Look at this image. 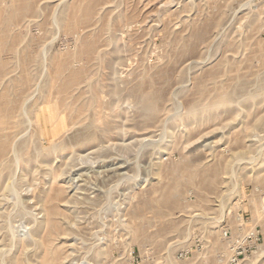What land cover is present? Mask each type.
<instances>
[{
    "label": "rangeland",
    "instance_id": "1",
    "mask_svg": "<svg viewBox=\"0 0 264 264\" xmlns=\"http://www.w3.org/2000/svg\"><path fill=\"white\" fill-rule=\"evenodd\" d=\"M89 1L92 18L70 26L72 7ZM18 4L0 0V101L9 106L0 111L20 105L0 128L10 142L0 264H264V0ZM82 42L94 47L87 57ZM61 61L68 68L52 84ZM144 93L154 95L153 115ZM52 94L68 100L59 117L71 115L60 135L41 139L39 110ZM187 169L214 185L188 183ZM235 242L247 248L238 263Z\"/></svg>",
    "mask_w": 264,
    "mask_h": 264
},
{
    "label": "bare ground",
    "instance_id": "2",
    "mask_svg": "<svg viewBox=\"0 0 264 264\" xmlns=\"http://www.w3.org/2000/svg\"><path fill=\"white\" fill-rule=\"evenodd\" d=\"M86 1V0H85ZM20 2L23 4V2L25 3V0L22 2L21 0H20ZM28 2V1H27ZM83 2H84V0H83ZM93 2V1H92ZM91 1H89L88 3H89V5L88 6H85L83 9H81V7L80 6H83V5H81L80 4V6H79V3L78 4H76V5H74L73 7H72V12L70 13L69 12V16L68 17H70V14H71V16L72 17H70V19L72 20H70L69 19V22H71V25L70 26H73L74 27V25H76V24H78V23H80V22H84V23H86V22H88V17H89V15H90V18H92V15H93V13L92 12H94V11H91L92 10V8H95L96 6H93L92 7V4H94V2L92 3ZM81 3V2H80ZM22 4H18L19 5V7L22 5ZM28 4V3H27ZM87 4V3H86ZM18 5H17V7H18ZM23 6V5H22ZM21 6V7H22ZM18 7V10L20 11V10H23V9H21V7L19 8ZM24 7V6H23ZM17 10V12L19 13V15L21 16V15H23L22 13L20 14V12ZM24 11V10H23ZM22 12V11H21ZM15 13H16V11H15ZM13 15V14H12ZM11 18V17H10ZM16 18V17H15ZM69 22L67 23L68 24V26H66V27H69ZM105 23V22H104ZM77 26V25H76ZM76 26H75V28H76ZM103 27H105V26H103ZM65 28V27H64ZM6 29H7V27H6ZM66 30L67 29H69V28H65ZM65 30V31H66ZM72 30H74V29H72ZM76 31H77V29H76ZM9 32V31H8ZM7 32V33H8ZM73 31H70V33H72ZM75 32V31H74ZM73 32V33H74ZM4 33V32H3ZM69 33V32H68ZM69 33V34H70ZM72 33V34H73ZM67 34V33H66ZM77 34V32H75V34H73V35H76ZM1 35V34H0ZM6 35V34H5ZM8 35V34H7ZM9 38V37H8ZM1 39H3V38H1ZM4 39H5V37H4ZM3 39V40H4ZM84 39V38H83ZM87 39V38H86ZM2 40V41H3ZM2 41H0L1 43H2ZM6 41V40H5ZM13 41V40H12ZM15 41V40H14ZM17 42V41H16ZM84 42H85V40H84ZM84 42H82L83 43V45H84ZM86 43V42H85ZM89 45H90V43H88ZM87 44V45H88ZM92 44H93V42H92ZM1 45H3V43L1 44ZM1 45H0V47H1ZM12 45V47H13V45L14 44H11ZM16 45V44H15ZM82 45V44H81ZM79 46V45H78ZM11 47V48H12ZM80 47V46H79ZM84 47H86V45H84V46H82V51H81V49H78L79 51H81V55H83V56H86L87 57V55H89L90 53H91V49L90 48H92V46H88V47H86V48H84ZM3 48H5V47H3ZM3 48H1L0 50L2 51V53H3ZM9 48H10V46H9ZM10 48V49H11ZM14 48H16V46L14 47ZM94 48V47H93ZM92 48V49H93ZM9 49H7V51H8ZM12 50V49H11ZM78 50H77V52H78ZM93 52V51H92ZM96 52V51H95ZM95 52H94V54H95ZM68 54V53H67ZM1 55V54H0ZM62 55H64V54H62ZM77 55H78V53H77ZM76 55V58H78V56H81L80 54L77 56ZM65 56H66V54H65ZM68 56H70L69 54H68ZM68 56H67V58H68ZM59 57H62V56H60L59 55ZM72 57V56H71ZM71 57L69 58V59H71ZM74 57V56H73ZM85 57V58H86ZM5 58V57H4ZM65 58V57H64ZM80 58V57H79ZM82 58V57H81ZM84 58V57H83ZM92 58V57H91ZM25 59V58H24ZM54 59H56V58H54ZM61 59V58H60ZM60 59H58L57 58V61L58 60H60ZM69 59H67V60H69ZM65 61H66V59H64ZM64 60H62V61H64ZM74 60V59H73ZM81 60V59H80ZM79 59L77 60L78 61V63L79 62H81ZM91 60V59H90ZM89 60V61H90ZM1 61V60H0ZM53 61V60H52ZM57 62V64H55V66H56V68H55V66H53L55 69L53 70V72H52V76H53V82L54 83H52V84H56V79H59L60 78V76L59 75H61L62 74V70L64 69V67H65V62ZM76 61V62H77ZM83 61H88L87 59L85 60H83ZM92 61V60H91ZM3 63L4 62H6L5 60L4 61H2ZM1 62V63H2ZM55 62V61H54ZM53 62V63H54ZM70 61H68V63H69ZM1 63H0V65H1ZM23 63H25V62H23ZM52 63V65H54ZM67 63V62H66ZM83 62H81V64H82ZM5 64V63H4ZM4 64H2V66H4ZM26 64V63H25ZM67 65V64H66ZM71 64H69V66H70ZM83 65V64H82ZM84 65H86L85 63H84ZM84 65H83V68H84ZM6 66V65H5ZM67 68H68V66H66ZM65 67V68H66ZM80 67H82L81 65H80ZM80 67H78L77 66V68L76 69H78L79 68V70H80ZM63 68V69H62ZM66 68V69H67ZM71 69V68H70ZM0 70H1V68H0ZM4 70V69H3ZM84 70V69H83ZM55 71V72H54ZM74 71V70H73ZM76 71V70H75ZM82 71V70H81ZM80 71V72H81ZM60 72H61V74H60ZM71 72V71H70ZM83 72V71H82ZM82 72H81V75H82ZM72 73V72H71ZM0 74H3L2 73V70L0 71ZM24 75H25V73H23ZM23 74H22V78L21 79H23V78H25V76H23ZM69 75H71L70 73H68ZM79 75V72H78V70H77V73L75 72V74H73L72 76H67V78L69 77V79H66V77H65V79H63L62 78V80H64L62 83H61V85H59V87H58V93L59 94H63V92H64V90H68L69 88L71 89V86L72 85H74V83L75 82H77V79L78 78H76L77 76ZM80 75V76H81ZM0 76H2V75H0ZM28 77V76H27ZM59 77V78H58ZM52 78V77H51ZM75 78H76V81H75ZM26 80L27 81H29V79H27L26 78ZM51 80V81H52ZM50 81V82H51ZM60 81H61V79H60ZM75 81V82H74ZM26 82V81H25ZM24 81H22V83L24 84L25 83ZM29 83V82H28ZM20 84V83H19ZM19 84H16V86L17 85H19ZM51 84V83H50ZM27 85V84H26ZM58 85V84H57ZM20 86V85H19ZM18 86V87H19ZM75 86V85H74ZM23 87V86H22ZM52 89H53V87H52V85L50 86ZM50 88V89H51ZM20 89V88H19ZM55 90V89H54ZM63 90V91H62ZM51 92V91H50ZM138 92V91H137ZM4 93V92H3ZM53 93V92H52ZM55 93V92H54ZM58 93H56V95H58ZM71 93V92H70ZM156 93V92H155ZM4 94H6V93H4ZM3 94V95H4ZM64 94H65V92H64ZM145 94V93H144ZM21 95V94H20ZM53 95V94H52ZM56 95H53V96H56ZM152 95V94H151ZM2 95H0V97H1ZM5 96V95H4ZM8 96V95H7ZM7 96H5V97H7ZM50 95H48V97H49ZM68 97H69V95H67ZM71 96V95H70ZM153 96L154 95H152V96H150V95H143L142 96V98H141V103H142V105H143V107H144V109H146L147 110V112L150 114V115H153L154 113H155V111H156V105H155V100L153 99ZM4 97V98H5ZM9 97V96H8ZM7 97V98H8ZM47 97V96H46ZM3 98V99H4ZM11 98V97H10ZM49 98H51V97H49ZM49 98L47 99V101L49 100ZM53 98V100L55 99L54 97H52ZM56 98L57 99H55L56 100V102H55V100H54V102L53 103H44L45 101H43V103L44 104H42V105H46L44 108H42L41 110H39L40 111V115H39V117H38V122H37V125H39V131H38V134H39V132H40V138L42 139L43 138V135H46V134H48V132H51L50 133V135L52 134V135H56V133H58V129H59V133H60V129L64 126V123H66L67 122V120H69V119H66L65 118V116L67 115H69L70 114V111L66 114V111H68V110H66L65 109V113L64 114H66V115H64L63 113V115H64V117H63V115H62V117H59V114H58V112H60L59 111V109L60 108H63L62 106H64V105H62V106H60V108H58L59 107V104H61L63 101H68V100H66L65 98V100L63 99V97H61V95H60V97L58 96H56ZM155 98H157V97H155ZM6 99V98H5ZM9 99V98H8ZM20 99V98H19ZM68 99V98H67ZM7 100V99H6ZM15 100H18V98L17 99H15ZM21 100V99H20ZM51 100V99H50ZM52 100V101H53ZM2 101H4L5 102V100H2ZM2 101H0V103H1V105H2V108H3V106H5L4 108H6V106L7 107H9L8 106V103H5L4 105L2 104ZM11 101H12V99H11ZM59 101V102H58ZM75 101V100H74ZM6 102H8V101H6ZM16 102V101H15ZM76 102V101H75ZM157 102V101H156ZM17 103V102H16ZM19 103V102H18ZM20 103H21V101H20ZM11 104V103H10ZM9 104V105H10ZM62 104H64V103H62ZM15 105V104H14ZM16 105H19V104H16ZM15 105V107L13 106V104H12V112H13V114H14V112L16 111V110H13V109H15L16 107H17V111H16V113H18V106H16ZM20 106V105H19ZM68 106V105H67ZM142 107V108H143ZM40 109V108H39ZM82 109V108H81ZM81 109H79V110H81ZM0 110H4V109H1V107H0ZM6 110V109H5ZM10 110V109H9ZM61 110V109H60ZM63 110V109H62ZM79 110H77L78 112H79ZM81 111H83V110H81ZM80 111V112H81ZM145 111V110H144ZM1 112V111H0ZM7 111H5V113H3V112H1V113H3V115H1V119H0V128L2 127V125H4L5 123H8V121H13L12 119L14 118L15 119V115L14 116H12V112H7ZM15 113V114H16ZM38 114V113H37ZM78 114H80V113H77V115ZM36 115V114H35ZM71 115V114H70ZM38 116V115H37ZM10 117H12V119H10ZM69 117V116H68ZM67 117V118H68ZM37 118V117H36ZM35 118V119H36ZM66 119V120H64V119ZM70 118V117H69ZM75 118V117H74ZM71 119H72V117H71ZM74 120V119H73ZM37 121V120H36ZM65 121V122H64ZM9 122V123H10ZM9 123L8 124H6V127H8V125H9ZM68 123H70V122H68ZM71 123H72V121H71ZM11 124L13 125V122H11ZM10 124V125H11ZM15 124V123H14ZM10 125H9V127H10ZM68 125V124H67ZM8 127V128H9ZM68 126H65L64 128L66 129ZM2 129H4V128H2ZM5 129H7V128H5ZM37 129H38V126H37ZM35 130H36V128H35ZM51 130V131H50ZM62 130H64V129H62ZM1 131V130H0ZM2 132H4L3 130H2ZM2 132H0V161L2 162V160L4 159V158H7L6 156H8L6 153H8L7 151H8V149H9V147H8V144L10 143H7L6 141H5V139L3 140L1 137V134H2ZM36 132H37V130H36ZM56 132V133H55ZM62 132V131H61ZM54 133V134H53ZM58 133V134H59ZM57 134V136H59ZM2 135H4V134H2ZM7 137H8V134L6 133L5 134ZM4 135V136H5ZM57 136L55 137L56 139H57ZM38 137V136H37ZM52 137V136H51ZM6 138V137H5ZM9 138V137H8ZM55 138H53V140L55 139ZM52 139V138H51ZM56 139L54 140V141H56ZM52 140V141H53ZM8 141V140H7ZM41 142V141H40ZM44 141L42 140V142L41 143H43ZM57 142V141H56ZM54 144H55V142H54ZM10 145V144H9ZM42 146H43V144H42ZM49 147V146H48ZM44 148V147H43ZM42 148V149H43ZM10 151V150H9ZM6 155V156H5ZM48 156H46L45 158H47ZM50 157V156H49ZM7 160V159H6ZM177 165V164H176ZM172 169V168H171ZM185 170V169H184ZM184 170H182L183 172H184ZM216 170V169H215ZM170 171V170H169ZM209 173V172H208ZM216 174V172H212V176H214ZM217 175V174H216ZM199 176H200V178H198L199 180H201L200 182H198V183H202V184H204L207 188L208 187H211L212 185H214L213 184V180H212V178H208L205 174H199ZM198 176V173L197 172H195L194 170H188L187 169V171H186V177H187V182L188 183H191L192 184V182L195 180V179H197V177H199ZM218 176V175H217ZM216 176V177H217ZM215 177V176H214ZM215 177V178H216ZM195 182H197V181H195ZM176 185H178L177 184V182L175 183V185H174V183L166 190V192H165V194H164V197H163V202L164 203H166V204H169V206L172 204H176V202H177V199H178V194H179V191H178V189L176 188ZM166 187V186H165ZM165 189V188H164ZM204 189H206V188H204ZM58 191V189H55V192H57ZM54 192V191H53ZM55 194V193H54ZM59 194H60V192H59ZM56 195V194H55ZM55 195H51V197L49 196L48 198H47V204L49 205V203H51V202H49L48 200H50L49 198H51V199H54V197H55ZM58 196V195H57ZM56 199V198H55ZM54 199V200H55ZM50 201H53V200H50ZM161 203V202H160ZM162 205H163V203H161ZM54 205V204H53ZM52 208H54V206L53 207H51L50 209L52 210V213L54 214V210L52 209ZM54 211V212H53ZM51 212V211H50ZM51 213V215H53ZM56 213V212H55ZM162 215H164V214H162ZM55 216V215H54ZM137 225V224H136ZM139 229V228H138ZM53 254H55V253H53ZM49 256V255H48ZM47 256V257H48ZM52 258V257H51ZM55 258V257H54ZM49 259V258H48ZM47 259V260H48ZM46 260V259H45ZM45 261L46 262V264L47 263H49V264H56L55 262H56V260L54 259V263L52 262V263H50L49 261ZM50 260V259H49ZM53 261V260H52ZM44 262V263H45Z\"/></svg>",
    "mask_w": 264,
    "mask_h": 264
},
{
    "label": "built area",
    "instance_id": "3",
    "mask_svg": "<svg viewBox=\"0 0 264 264\" xmlns=\"http://www.w3.org/2000/svg\"><path fill=\"white\" fill-rule=\"evenodd\" d=\"M250 235H251V238H254V239H256V234L254 233V232H250L249 233ZM250 243V246H257V240L256 241H250L249 242ZM232 252H231V255H230V262L231 261H233V262H236V263H238L239 262V258H240V256H244L245 255V253H246V250H247V248H246V245L243 243V244H238V243H234V244H232ZM238 246H240V249H238V251L236 252V248L238 247Z\"/></svg>",
    "mask_w": 264,
    "mask_h": 264
}]
</instances>
